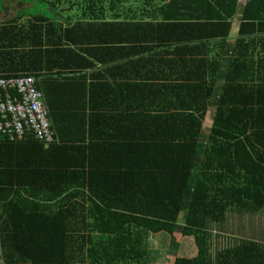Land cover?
Masks as SVG:
<instances>
[{"label":"crops","instance_id":"obj_1","mask_svg":"<svg viewBox=\"0 0 264 264\" xmlns=\"http://www.w3.org/2000/svg\"><path fill=\"white\" fill-rule=\"evenodd\" d=\"M3 1L9 6L0 13V22L33 4ZM172 1L110 0V9L126 18L92 23L91 42L75 47L80 57L59 61L54 73L61 74L63 85L50 80L44 86L58 106L60 141L54 147L43 151L28 138L5 143L0 135V187L11 196L23 193L17 181L29 178L25 172L37 166L56 174L73 168L84 173L85 186L78 188L83 193L69 195L75 198L63 204V210L58 211V202L67 190L56 197H12L17 206L39 203L40 211H17L12 218L19 238L27 234L39 240L25 246L37 264H194L198 248L193 237L181 231L185 203L203 170L201 159L232 59L247 61L240 74L264 73L258 67L264 60V19L242 15L249 11L247 0H236L232 14L220 24L186 17L211 12V6L188 0L172 7ZM163 9L166 17H152ZM224 31L226 36L219 37ZM75 62L81 68L66 67ZM210 75H215L213 84ZM208 85L211 96L204 102ZM243 124L236 119L230 133L239 139L249 136L240 131ZM183 141L194 142L189 157L179 155ZM225 152L231 148L221 150V163L230 168ZM48 178L52 185L54 178ZM185 180L171 231L150 229L155 225L150 220L163 217L160 203L173 200ZM143 189L147 192H140ZM222 199L229 203L223 221L209 222L206 228L207 264H264V190ZM39 222L47 223L42 230L31 226ZM42 234L46 240L40 239Z\"/></svg>","mask_w":264,"mask_h":264},{"label":"trees","instance_id":"obj_2","mask_svg":"<svg viewBox=\"0 0 264 264\" xmlns=\"http://www.w3.org/2000/svg\"><path fill=\"white\" fill-rule=\"evenodd\" d=\"M21 1L25 3L31 0ZM109 1L33 0L30 7L20 8L14 17L0 22V78L33 76L36 79V87L38 90H42L44 94V97L42 95L43 101L50 111L48 118L50 120L51 117L50 126L54 131V142L44 146L32 134L23 138L32 140L43 151L51 149L60 141L58 120L56 119L58 106L50 100L44 86L50 80L56 84L64 81L60 80L61 74L54 73V71L60 66L59 61L68 62L80 57L78 49L75 47L78 44L84 45V43L89 44L91 42L89 33L91 32L92 23L106 21L107 18H126L122 14H115L117 10L114 7V9H110L113 3H109ZM184 1L188 0H173L172 7L178 5V2L186 4ZM193 2L197 6H211L213 10L200 14L190 13L186 15L187 18L213 20L219 24L232 14L236 4V0H193ZM7 5L6 2L0 0V13L8 10ZM246 6L249 11L245 12L243 10V16L248 15L249 18L258 19L259 21L264 19V0H247ZM215 7L219 10H216ZM162 11L165 10H161L160 13L155 11L152 17H166V14ZM173 18L175 17L173 16ZM83 27H85V31ZM101 27L103 26L101 25ZM220 36H226V32H221ZM246 62V60H242L237 56L231 61L232 69H229L226 75L223 91L218 99L217 113L209 137L210 144L207 145L201 159L200 167L203 170L191 186V193L185 203L186 215L181 231L184 235H191L195 246L198 248L197 256L191 260V263L194 264H203L205 260L206 264L208 263L210 242L206 228L209 222L221 223L223 221L224 212L229 203L223 201L222 197L234 194L251 196L262 189L264 190V186L261 185V180H264V173H262L264 168V73L257 75L240 74L239 69L245 68ZM66 67L73 71L81 68L78 62ZM258 67L264 68V60L259 61ZM214 78L215 75L209 76L211 84L214 83ZM39 79H41L40 82ZM62 85L60 84L58 87ZM205 90L204 102L211 96V86L208 85ZM236 119L240 122L241 119L244 120L240 131L247 132L249 136L244 134L239 139L237 134L230 133V131H235ZM222 132H224V136L221 135ZM226 132L227 134H225ZM4 142L11 143L6 139ZM189 144L187 141L181 143L180 156L189 157L192 155L194 142L190 146ZM188 146L189 148H186ZM222 147L226 151L231 148V153L225 152V156H228L227 158L231 160V169L228 165L221 163ZM239 149H241V152L237 153ZM240 154L244 157L237 158ZM206 162L207 164H205ZM189 166L190 164H188V168ZM31 170L32 172H25L29 178L17 181L20 186L22 185L23 193L18 190L11 196L8 190L0 187L1 264H22L23 262H30V260L32 263L37 264L36 258L28 254L25 246L31 244L29 241L38 242L39 240L33 235L27 234L23 235L25 238H19L21 235L14 233L12 230V221L13 216L18 213L17 211H40L37 208L39 203L32 202L28 206H17V199L12 198L15 194L19 196L25 194V196L30 197H56L67 190V196L58 202L60 205L59 211L63 210V204L75 198L69 195H76L78 192L83 193L81 190L78 191V188L82 189L85 186L83 171L73 168L63 170V174H56L54 171L51 172L45 167L38 168V166ZM230 170L234 172L231 175ZM187 174L188 170L185 179ZM49 176L54 178L52 185ZM61 182L65 184L62 185ZM185 183L186 180L180 185L173 200L160 203L159 211L163 209V213H161L163 217L154 219L155 221L150 220V222H155V225H150V229L171 231L176 214L182 204L181 194L185 188ZM23 185L27 186V189ZM140 192L145 193L147 191L143 189ZM167 193H170V188ZM16 217L18 218V216ZM45 218L47 219L46 215ZM46 224L39 222L30 225L42 230ZM40 239L46 240L47 236L42 234ZM22 244L25 248L19 251L18 247Z\"/></svg>","mask_w":264,"mask_h":264},{"label":"built area","instance_id":"obj_3","mask_svg":"<svg viewBox=\"0 0 264 264\" xmlns=\"http://www.w3.org/2000/svg\"><path fill=\"white\" fill-rule=\"evenodd\" d=\"M32 134L44 146L54 142L48 109L31 75L0 78V135L10 142Z\"/></svg>","mask_w":264,"mask_h":264},{"label":"rangeland","instance_id":"obj_4","mask_svg":"<svg viewBox=\"0 0 264 264\" xmlns=\"http://www.w3.org/2000/svg\"><path fill=\"white\" fill-rule=\"evenodd\" d=\"M13 11V9H11Z\"/></svg>","mask_w":264,"mask_h":264},{"label":"bare ground","instance_id":"obj_5","mask_svg":"<svg viewBox=\"0 0 264 264\" xmlns=\"http://www.w3.org/2000/svg\"><path fill=\"white\" fill-rule=\"evenodd\" d=\"M55 138V137H54Z\"/></svg>","mask_w":264,"mask_h":264}]
</instances>
